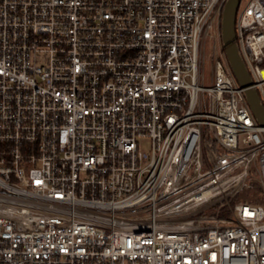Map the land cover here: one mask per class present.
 Returning a JSON list of instances; mask_svg holds the SVG:
<instances>
[{"label":"built area","instance_id":"built-area-1","mask_svg":"<svg viewBox=\"0 0 264 264\" xmlns=\"http://www.w3.org/2000/svg\"><path fill=\"white\" fill-rule=\"evenodd\" d=\"M226 2L0 0V264H264ZM236 33L264 103V0Z\"/></svg>","mask_w":264,"mask_h":264},{"label":"water","instance_id":"water-1","mask_svg":"<svg viewBox=\"0 0 264 264\" xmlns=\"http://www.w3.org/2000/svg\"><path fill=\"white\" fill-rule=\"evenodd\" d=\"M241 0H227L222 14V40L228 61L245 93L259 124L264 127V103L242 57L237 42L236 17Z\"/></svg>","mask_w":264,"mask_h":264},{"label":"rangeland","instance_id":"rangeland-1","mask_svg":"<svg viewBox=\"0 0 264 264\" xmlns=\"http://www.w3.org/2000/svg\"><path fill=\"white\" fill-rule=\"evenodd\" d=\"M246 2H247V0H241L240 7H243V6L246 4ZM213 60H214L213 57H212V56H209V54H208V56H207V60H206V70H207L208 72L211 71V67H212ZM207 71H206V72H207ZM145 147H146V148L149 147L148 142L145 143ZM238 200H239V201H242V200H243V196L240 195V196L238 197Z\"/></svg>","mask_w":264,"mask_h":264}]
</instances>
